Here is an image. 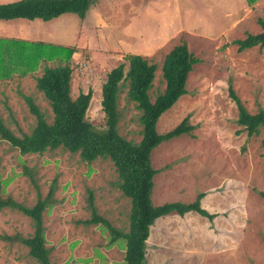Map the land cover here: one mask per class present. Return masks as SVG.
I'll use <instances>...</instances> for the list:
<instances>
[{
    "label": "rangeland",
    "instance_id": "374dc122",
    "mask_svg": "<svg viewBox=\"0 0 264 264\" xmlns=\"http://www.w3.org/2000/svg\"><path fill=\"white\" fill-rule=\"evenodd\" d=\"M15 0H0V4ZM264 0H92L84 18L64 13L51 20L0 19L6 40L44 41L73 47L71 97L92 89L86 120L104 128L101 87L109 70L139 54L156 64L151 101L165 83L161 65L173 46L185 42L199 59L186 92L159 117L165 133L184 118L193 129L161 142L151 152L154 205L191 202L198 193L212 219L171 212L156 219L146 240L144 264H264V131L248 135L237 123L232 87L249 113L264 110V47L239 51L236 39L261 31ZM11 46V45H10ZM28 67L5 55L0 67V118L16 135L29 133L36 117L31 97L48 122L52 112L35 86L45 65ZM53 65V62H47ZM118 98V131L133 142L142 137L140 111ZM108 158L88 162L61 147L21 154L0 138V197L32 206L54 191L42 212L51 264H124L125 240L107 225L86 223L92 205L116 230L127 232L131 202L118 186ZM33 231L31 219L0 209V264H38L20 242Z\"/></svg>",
    "mask_w": 264,
    "mask_h": 264
},
{
    "label": "trees",
    "instance_id": "16d2710c",
    "mask_svg": "<svg viewBox=\"0 0 264 264\" xmlns=\"http://www.w3.org/2000/svg\"><path fill=\"white\" fill-rule=\"evenodd\" d=\"M91 2L92 0H15L0 4V19L40 18L47 21L64 13H75L84 18ZM258 21L260 32L247 33L244 38L234 40L239 51L253 46L264 47V20ZM73 51V47L53 46L43 41H8L0 38V67L7 54L24 63L29 71L35 70L40 61L45 63L41 75L35 78V86L48 101L53 114L52 121L48 122L34 100L24 96L30 113L36 117L35 126L29 133L16 135L0 118V138L8 141L21 154H41L61 147L78 153L82 160L88 162L98 157L108 158L117 172L120 190L131 202L128 231L120 232L98 216L92 205V196V217L86 223L101 222L112 229L113 239L119 237L125 240L124 264H144L149 227L158 217L171 212L184 215L189 211L209 219L214 217L201 207L200 201L204 193H198L191 202L171 201L154 205L151 201L153 177L157 173L151 164L152 150L161 142L193 129V126L188 125L187 118H184L173 129L158 133L157 121L186 92L187 76L199 59L189 51L185 42L173 46L161 65L165 87L151 101L149 91L153 86L157 66L139 54H128L127 63H119L109 70L102 84L100 105L105 125L98 130L86 120L92 89L80 91L75 98L70 95V59ZM50 61L53 62L51 66L47 64ZM1 76L3 75L0 73V78ZM123 89H126L127 98L140 111L142 137L139 142L125 139L118 131L117 106L119 93ZM229 94L236 104L237 123L242 129L248 135L264 131V110L260 108L257 112L249 113L232 87H229ZM53 191L51 187L46 196L39 197L32 206H25L10 197H0V209H17L31 219L32 233L19 240L38 264H51L50 250L45 244L42 212L51 201Z\"/></svg>",
    "mask_w": 264,
    "mask_h": 264
},
{
    "label": "crops",
    "instance_id": "0c3cea01",
    "mask_svg": "<svg viewBox=\"0 0 264 264\" xmlns=\"http://www.w3.org/2000/svg\"><path fill=\"white\" fill-rule=\"evenodd\" d=\"M39 19H40V18H39ZM0 38H7V37H0ZM43 42H44V41H43ZM70 95H71V91H70ZM74 98H75V97H74ZM151 193H152V192H151ZM200 203H201V201H200ZM158 205H159V204H158ZM201 207H202V205H201ZM202 208H203V207H202ZM189 212H194V211H189ZM195 213H196V212H195ZM197 214H198V213H197ZM198 215H199V214H198ZM181 216H183V215H181ZM200 216H201V215H200ZM203 217H204V216H203ZM158 218H160V217H158ZM158 218H157V219H158ZM152 225H153V224H152ZM152 225H151V226H152ZM151 226H150V227H151ZM150 227H149V233H150ZM148 237H149V236H148ZM147 239H148V238H147Z\"/></svg>",
    "mask_w": 264,
    "mask_h": 264
}]
</instances>
